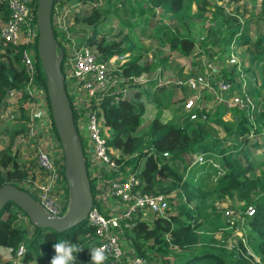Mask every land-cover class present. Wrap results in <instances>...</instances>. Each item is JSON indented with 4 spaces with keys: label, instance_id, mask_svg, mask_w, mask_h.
<instances>
[{
    "label": "trees",
    "instance_id": "1",
    "mask_svg": "<svg viewBox=\"0 0 264 264\" xmlns=\"http://www.w3.org/2000/svg\"><path fill=\"white\" fill-rule=\"evenodd\" d=\"M239 1L241 0H226L225 3L236 4ZM56 2L58 0H52L51 13L58 4ZM192 2H195V6L197 5L195 12L191 11ZM33 3L35 4L36 0H33ZM147 4L148 6L144 5V9L151 13V16L154 15L153 11L156 7L160 11L161 18L172 20L176 26L178 24L173 29L161 20L159 25L153 24L155 37L162 33L163 39L160 36L158 43L161 45L167 43L170 50L178 51L186 57L193 55L198 57L202 54L206 62H212L209 60L211 53L217 54L219 58L217 62H214L216 65H222L221 63L227 60V66L216 68L214 72L206 68L200 60H196L195 71L197 69L198 71L179 75L178 78L184 80L191 74H201L211 85H214L216 78H221L223 82L230 84L229 89L221 93L223 99L227 100L226 98L230 95L236 94L241 98L243 105L227 108L232 111L233 116L230 120L221 118L220 112L226 108L221 102L212 121L209 119V111L206 120L191 121L182 111L183 96L177 97L179 89L184 94L187 88L178 87L174 82L168 81L167 84L155 88L154 98H150L149 102H154L157 110L146 125V129L140 131V118L144 113V102L140 100V96L148 98L149 90L137 86V91L133 92L129 98L116 101L112 97L103 96L98 103V108H100L99 116L107 130L106 144L111 150L119 153L116 163L123 178L127 174L124 168L136 173L138 185L131 191L149 195H168L173 192L176 198L174 204H171L169 200L166 215L155 217L150 224L131 220L127 221V228L114 232L127 247L131 248L135 257L149 264H264V154L259 153L250 159L247 148L248 135L254 133L264 137V96L261 97L259 93L260 90L264 95V48L262 45L264 31L250 38L247 35L248 20H240L236 10L234 13H227L217 6L216 11L212 13L213 22L205 35L196 41L190 36L188 26L204 18L207 8L206 5L200 6V0H147ZM259 6L260 13L257 18L264 23V0H259ZM0 10L4 12L6 10L2 1H0ZM109 14L112 12L107 11L102 15L99 9L93 6L86 14L75 15V21L90 25V34L84 41L89 45H95L99 59L110 60L114 55L124 54L125 60L117 64L122 69L120 74L126 77L127 83H130L133 76L148 72L153 68L154 63L152 61L139 63L138 57H129L134 49L133 44L128 42V35L124 36V46L121 47L113 40L104 38L95 40L98 29L105 24V18ZM52 31L57 45L63 50L61 39L58 37L59 33L53 27ZM60 36L64 37V34L60 33ZM78 39L80 40L81 37ZM212 46L215 49H212ZM235 46L244 47L247 65H245L246 61L239 60L237 53L233 54L236 60L228 62L233 51L232 47L236 50ZM22 48L23 46H12L9 43L0 44V107L5 106L6 91L10 88L21 89L27 80L20 64ZM35 60L37 81L44 87L45 75L40 69L37 54ZM113 74L118 72L114 70ZM257 81L260 82L258 86H256ZM153 82L154 80H151L148 83ZM64 86L75 125L74 117L76 119L79 113L74 109L73 96L68 92L65 82ZM214 87L216 92H203L202 98L215 100L219 90L216 86ZM26 99L28 97L23 94L20 102ZM171 99L175 100L171 106H175L172 109L177 116L173 114L171 119L163 121L159 116V108ZM20 113H23L24 117V112ZM96 113L98 115V110ZM212 123L220 126L224 132L223 137L218 136V132L211 126ZM3 131L0 129V134H3ZM5 131L10 136L9 144L0 149V188L10 185L22 189V184L28 178V171L24 163L19 162L17 152L11 150L10 143L14 134L24 131V127L21 124L12 127L10 131ZM81 138L79 136L80 144ZM250 145L255 148L262 147L264 142L262 144L251 142ZM87 146L86 142V148ZM162 153L167 156H162ZM191 154L200 155L202 161L194 162ZM54 164L64 199V212L69 186L64 175L63 156L55 159ZM178 164H180V171H178ZM255 167L259 174H254ZM91 180L92 178L88 176L93 206L98 208L95 206L96 184L94 183L92 187ZM225 198L242 203L239 216L242 217L241 225L247 232L245 243L252 252L250 256H243L246 249L240 242L237 243L240 251L234 254L227 253L223 244L215 241L212 234L208 233L219 227L228 226L227 223L224 222L225 225H223L214 219L211 226L208 222L207 229L203 227L207 223L204 219L206 215L203 213L206 202H211L209 204L211 206L214 200ZM229 208L232 209V207ZM248 208L252 211L250 215L246 214ZM193 211H196V216ZM215 212L213 211L212 214ZM18 214L26 216L10 203L5 204L0 210V247L8 249L13 256L16 248L22 244L24 246V254L21 258L23 264L33 261L37 264H43L42 262L45 261L50 263L54 255L53 245L59 240L71 241L82 246L84 250L78 254L77 264H90L89 251L94 248L97 239L93 229L87 226L86 220L69 230L56 233L52 230L36 228L29 221L28 225L31 229L19 227L17 226ZM133 255L130 257H134ZM254 257L257 259L256 262L253 260ZM0 264H9V261L0 258Z\"/></svg>",
    "mask_w": 264,
    "mask_h": 264
},
{
    "label": "built area",
    "instance_id": "2",
    "mask_svg": "<svg viewBox=\"0 0 264 264\" xmlns=\"http://www.w3.org/2000/svg\"><path fill=\"white\" fill-rule=\"evenodd\" d=\"M0 1L5 4L8 13V16L0 24V42L2 44L9 43L12 46H23L20 53V64L27 76L21 89L10 88L6 91L5 98L8 105L0 107V115L4 109L7 111L4 113L5 119L13 120L15 115H19L20 110H25L24 131L18 138H15V147L11 150L17 151L16 147L19 146V151L22 153L23 149L20 150V148L28 143L26 139L32 140L35 145L33 150L35 161H31L32 163L29 164L28 161L31 158L30 156L26 158L25 168L28 171V178L23 183L25 188L20 190L27 192L34 199L44 215L60 217L63 211L58 197L60 194L59 185L57 191L54 192L59 179L54 164L55 159L58 158V151L55 147L60 143L49 117L46 90L37 81L36 76L34 48L37 39L36 3L34 4L33 0ZM79 46L81 47H75L69 52L65 64L68 69L62 73L66 88L73 96L74 109L79 113L75 122L76 126L74 125L76 133L78 137H83L88 143L86 148L88 162L94 171L90 174V178L96 180V205L108 206L109 204L108 211L102 212L93 206L92 201L91 208L86 214V224L93 229L97 239L94 248L102 249L107 255L106 264H144L143 260L138 257H130L126 262H122L123 253L114 231L118 232L127 228V221L137 220L149 224L148 217L155 218L166 215L167 195L133 193L131 189L138 185L134 171L127 173L125 178L120 173L113 176L118 167L116 158L119 153L111 150L106 144L107 130L102 125L98 103L103 96L112 97L114 101L119 100L121 93H113V83L116 80L109 78L110 60L99 59L98 54H94L86 45ZM232 50L228 59L229 63L236 60V56L233 55L236 50L233 47ZM120 61L122 59H117L116 63ZM210 69L211 72H214L216 67ZM123 83L126 84L127 79ZM174 83L178 87L187 88L186 93L183 94L180 89L177 93L178 98L183 96L182 111L191 121L206 120L208 108L205 99L202 98V93L216 92L214 86L219 90L215 98L222 101L226 108L243 105L241 98L236 94L230 95L226 98L227 100L219 97L230 87V84L223 82L221 78H216L214 85H211L203 75L191 74L184 80L177 78ZM23 94L28 99L24 100L21 105L18 100ZM9 102L11 103L9 104ZM41 112L47 119L45 127L35 122V118L41 116ZM27 133L28 135H26ZM59 151L60 155H63L61 145ZM193 161L201 162L202 158L200 155H195ZM33 163L34 166H32ZM29 166L31 167L29 168ZM110 175L113 178H109ZM110 203L117 204L118 209H112ZM250 211L251 209L248 208L246 214L250 215L252 213ZM23 254L24 246L20 244L13 253V256L19 259L17 264H23L21 261Z\"/></svg>",
    "mask_w": 264,
    "mask_h": 264
},
{
    "label": "rangeland",
    "instance_id": "3",
    "mask_svg": "<svg viewBox=\"0 0 264 264\" xmlns=\"http://www.w3.org/2000/svg\"><path fill=\"white\" fill-rule=\"evenodd\" d=\"M246 1L241 0L236 4L229 2L226 4L225 3L226 0H200V6L202 7L206 5L207 10L204 12V18L200 20V22L189 24L188 28H189L190 36H192L196 41L201 36H204L205 32L208 30L209 26L213 22L212 13L215 12L216 8L219 7L222 10H224V12L227 13H234L236 10V12H238V18L240 20H248L247 35L250 38H253L260 32L264 31V23L259 21L257 18V16L260 13L259 0H255L254 2H249V1L246 2ZM56 4L57 5L54 7V10L51 14V23H52V27L55 28L56 32L59 33L58 37H60L61 39V46L63 50L56 43V45L54 46V56L55 58L56 57L62 58L61 60L62 72H65L66 69H68V67L65 64L69 52L73 50L75 47H81L79 45H86L88 46L87 48H89L94 54L96 53L99 54L95 48V45L93 44L89 45L86 41H84L85 37L89 36L90 34V30H91L90 25L87 26L80 23L79 21H75V15L78 14L79 16H81L83 14H86L90 12L91 7L93 6L98 8L102 15L106 14L107 11L112 12V14H109L105 18V24L101 25L100 28L98 29L99 32L96 34L95 40L100 38H104L106 40H113L118 44L119 47H121L124 46V41H123L124 36L128 35L129 38L128 42L133 44V49H134L129 54V57H138L139 63L151 62V61L154 63L153 68H151L148 72H142L138 76H133L131 82L129 84L127 83L125 84L123 82H125L126 77H123L120 74L122 71L121 66H119L116 63L117 59L119 60L122 59V61L125 60L124 54L114 55L111 57L109 61L110 62L109 78H113L116 80V82L113 83V93H121L120 96L121 99L129 98L133 94V92L137 91L138 87L141 88L145 87L147 90H149L148 98H145L144 96H140V100L144 102V113L140 118V125H139L140 131H144L146 129V125L148 124L150 119L154 116L155 110H157L155 107V103L152 101L149 102L150 98H154L153 96L155 94V88H157L160 85L167 84L168 81H170V83L174 82L179 75H183L185 73L186 74L196 73L198 71V69L195 71L197 64L196 60L197 61L200 60V62L203 63L206 68L213 69L216 67L220 69L227 66L226 65L227 60H224L223 63H221L222 65H216L214 62H217L218 61L217 59L219 57H217V54H212L210 51L209 54L210 53L211 54L209 60L212 62H206L204 60L205 56L202 54L199 55L198 57L194 55L186 57L181 55L178 51L170 50L168 48L167 43H165L164 45L158 43V38H160L162 33H160L159 36L155 37L156 35L154 33V28L152 26L153 24L159 25V20H161L165 24L169 25L172 29L177 27L178 24L176 26V24L172 20L165 17L161 18V14L159 15L160 11L156 7L154 8L153 11L154 15L151 16V13L147 12L144 9V5L148 6L147 0H94V1L86 0V1H78V2H75L74 0H69L64 2L62 0H58ZM195 8H197V5L195 6V2H192L191 11L195 12L194 11ZM60 33H63L64 37L60 36ZM80 37L81 39L79 40L78 38ZM161 39H163L162 36ZM262 45L264 48V42ZM235 47L237 50L236 51L237 57L239 58V60L241 61L243 60V62L246 61L245 65H247L248 61L246 57L247 55L243 51L244 47L243 46H238V47L235 46ZM211 48L215 49L214 46H212ZM250 49L254 50L253 47H250ZM36 54H37V49H36ZM197 67L199 68V64ZM114 70H116L118 74H113ZM151 80H154V82L148 83ZM259 83L260 82L257 81L256 86H258ZM259 93L261 97L264 96L260 92V90ZM5 97H6V93H5ZM219 97L223 99L221 95ZM174 99H178V98H174ZM248 99L250 98L248 97ZM205 101L209 111L208 112L209 119L211 120L216 115L217 109L220 106V104H222L221 103L222 101L217 100L216 98L215 100H213L212 98H208ZM172 102H175V100L173 101V99H171L170 101H166V103H163L159 108V116L163 121L171 119L173 114L177 116L176 112H174V109H172L175 107V106H171ZM48 111H49V117L52 118L50 108ZM20 112H24V111L20 110ZM1 113L2 114L0 115V129L3 128V123H4L3 120H5L4 113H7V111L3 109ZM220 113H221V118L223 120H228V119L230 120L233 116L232 111L227 110V108L223 109ZM21 116L22 118H25L23 117V113H21ZM235 116H237V114ZM74 121L76 122L75 117H74ZM16 122L17 121H15L13 124H15ZM211 126L218 132L217 133L218 136L223 137L224 132L222 131L219 125L212 123ZM26 135H28V133ZM248 136L249 137L247 140V146H248L247 148L249 149L250 159L252 156H255L259 153L264 154V146L255 148L250 145L251 142L262 144L264 142V137L262 135H257L254 133ZM15 138L11 144L12 148L15 147V142H14L16 140ZM82 138L80 140L83 148V154L85 156L87 173L90 178V174L92 173L93 169L90 168L88 162V154L86 151V142H85L86 140L83 138L85 140L84 141ZM26 140L28 141V143L25 144L22 148H20V150L23 149L25 155L22 154L21 152L18 153L19 162H23L24 165L27 162L26 158L28 156H30L32 162L35 161V157L33 154V150L35 146L34 142H30L28 139ZM29 144H31L32 146H29ZM5 146H7L6 138L2 139L0 137V149L4 148ZM16 148H18L19 150V146H17ZM59 148L60 145L57 144L55 149L56 151H58L57 153L58 159L61 158L62 155V154L60 155ZM162 156L166 157L167 155L162 153ZM190 156L191 158H193L195 155L191 154ZM177 166H178V171H180V164H178ZM124 170L127 171V173L129 172L131 173V171L128 168H124ZM114 172L115 174L113 176H116L119 173L122 174V172L118 169V167ZM253 172L254 174H259V171L256 167L253 169ZM64 175L66 176V181L68 183V186L69 184H71L72 189L69 190L65 211L62 214H64L73 207L80 208L82 205V194L80 191V187L77 186L78 183L75 179L74 173L70 169V167L66 165V163H65ZM113 176L110 175L109 178H113ZM94 183L96 184V180L92 179L91 180L92 187H94ZM58 185L60 190V194L58 197L63 211L64 199L62 198V192L60 189L59 182L56 183V188L54 192L57 191ZM24 188L25 186H23L22 184V189ZM94 189L95 190L97 189L96 185ZM32 195L36 199L34 193H32ZM166 197H167L166 204L168 205V207H169V200H171V204H174V200L176 198L173 192L168 194ZM210 203L211 202H206L204 206L205 208L203 210V213L204 215H206L204 216L206 217L204 219L207 220V223L204 224L203 227L207 229L208 222H209V226H211L214 219H216L217 222L219 223H223V225H225L224 222L227 223L228 226L225 225L223 228L219 227L218 229H215L213 232H208V233H210V235L212 234V238L215 239V241L217 242L220 241L223 244L224 248L227 249L225 250L227 253L234 254V252L240 251L237 247V243L240 242L242 246L246 249L245 254H243V256L244 257L250 256L252 252L249 246L245 243V239H246L245 237L247 232L244 230L243 226L241 225L242 217L239 216L240 215L239 209L242 206V203L228 198H225L223 200H214L212 205L209 206ZM110 204L112 209H116V210L118 209L117 204H112V203ZM95 206H97L96 203ZM108 206L98 204V208L100 207V210L102 212H107ZM211 207H213V209ZM229 207H232L233 210ZM213 211L216 212L212 214ZM193 214L194 216H196L197 215L196 211H193ZM148 218L149 219L147 221H150L149 222L150 224L153 221L152 219L154 217H148ZM17 222H18L17 226L25 228L26 230L31 229L28 225V220L26 216L18 214ZM214 226H216V224H214ZM29 233H27V235ZM117 239L119 240L120 248L122 249L121 251L123 253L122 262H126V260H129L130 255H133V252L131 251V248L127 247L126 244L118 236ZM1 249H5V248L0 247V251ZM0 258L1 260H8L9 264H17V262H19V259L12 256V253L10 251L9 254H7L6 256L0 254ZM253 260L256 262L257 261L256 257H254ZM143 262L144 264H149L145 261ZM42 263L50 264L48 261ZM27 264H37V262L33 261Z\"/></svg>",
    "mask_w": 264,
    "mask_h": 264
},
{
    "label": "water",
    "instance_id": "4",
    "mask_svg": "<svg viewBox=\"0 0 264 264\" xmlns=\"http://www.w3.org/2000/svg\"><path fill=\"white\" fill-rule=\"evenodd\" d=\"M52 0H36L35 22L37 27L36 49L39 64L45 75L44 87L53 118L55 132L62 148L64 161L73 171L82 194L80 208L73 207L60 217H48L42 213L34 199L25 191L6 185L0 188V210L5 204L15 205L28 221L39 229L62 233L79 225L86 219L91 208L85 158L76 133L67 102L61 57L54 56L56 45L51 23ZM72 185L69 184V190Z\"/></svg>",
    "mask_w": 264,
    "mask_h": 264
},
{
    "label": "clouds",
    "instance_id": "5",
    "mask_svg": "<svg viewBox=\"0 0 264 264\" xmlns=\"http://www.w3.org/2000/svg\"><path fill=\"white\" fill-rule=\"evenodd\" d=\"M54 255L50 264H77L78 254L84 248L79 244L67 240H59L53 245ZM90 264H106L108 259L105 252L100 248H92L89 251Z\"/></svg>",
    "mask_w": 264,
    "mask_h": 264
},
{
    "label": "crops",
    "instance_id": "6",
    "mask_svg": "<svg viewBox=\"0 0 264 264\" xmlns=\"http://www.w3.org/2000/svg\"><path fill=\"white\" fill-rule=\"evenodd\" d=\"M5 18H6V10H5V12L4 11H2V10H0V24L5 20ZM0 44H2L1 42H0ZM3 45V44H2ZM5 100H6V98H5ZM22 102H24V101H22ZM22 102H20V99L18 100V103H20L21 105H23V103ZM11 102H9V104H10ZM6 105H8V102L7 101H5V106ZM25 111V110H24ZM24 114H25V112H24ZM24 117L26 118V116L24 115ZM25 118H22V116H21V113H19V115H15V117H14V119L13 120H9V119H5V120H3V134H0V137L2 138V139H4V138H6V144L8 143L9 144V134L5 131V130H8V131H10V129L12 128V127H14V126H17V125H23V127H24V123H23V121H24V119ZM51 120H52V123H53V125H54V122H53V118H51ZM15 121H17L15 124H13ZM35 122H37V123H39L40 125H43L44 127L47 125L46 123H47V119H46V117L43 115V113L41 112V116H38L37 118H35ZM103 125V124H102ZM103 127L105 128V126L103 125ZM53 129H54V131H55V126L53 127ZM21 132H23V131H21ZM21 132H19V133H15L14 134V136H13V139H12V141H11V143L10 144H12V142H13V140H14V138L15 137H19L20 135H21ZM1 133V132H0ZM55 134H56V132H55ZM30 142H33L32 140H30V139H28ZM34 140V139H33ZM31 144H29V146H30ZM88 147V146H87ZM10 148H12V145H11V147ZM28 148H30V147H28ZM18 149V148H17ZM16 149V150H17ZM17 152V154L20 152L19 150H17L16 151ZM22 154H24L25 155V152L24 151H22ZM32 161V159H30L28 162H29V164L30 163H32L31 162ZM27 163V162H26ZM25 163V164H26ZM32 166H34V163L32 164ZM94 171H92V173H93ZM3 252V253H2ZM0 254H3L4 256H6L7 254H9V250L8 249H1V251H0Z\"/></svg>",
    "mask_w": 264,
    "mask_h": 264
},
{
    "label": "bare ground",
    "instance_id": "7",
    "mask_svg": "<svg viewBox=\"0 0 264 264\" xmlns=\"http://www.w3.org/2000/svg\"><path fill=\"white\" fill-rule=\"evenodd\" d=\"M77 186H79V185H77ZM75 190H77V189H75Z\"/></svg>",
    "mask_w": 264,
    "mask_h": 264
}]
</instances>
